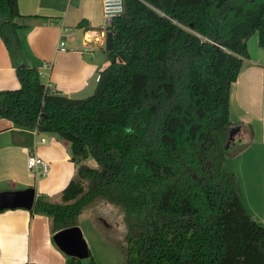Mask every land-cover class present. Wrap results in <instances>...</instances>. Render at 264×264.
I'll return each instance as SVG.
<instances>
[{
  "label": "trees",
  "instance_id": "obj_1",
  "mask_svg": "<svg viewBox=\"0 0 264 264\" xmlns=\"http://www.w3.org/2000/svg\"><path fill=\"white\" fill-rule=\"evenodd\" d=\"M124 2L108 27V64L93 94L77 98L53 92L38 65L20 66L19 0H0V36L21 83L0 90V118L57 134L76 164L59 197L40 194L32 212L55 234L99 199L119 207L124 264H264V223L224 165L247 145L232 146L231 89L247 40L257 33L264 48V0ZM67 264L98 262L90 252Z\"/></svg>",
  "mask_w": 264,
  "mask_h": 264
},
{
  "label": "crops",
  "instance_id": "obj_2",
  "mask_svg": "<svg viewBox=\"0 0 264 264\" xmlns=\"http://www.w3.org/2000/svg\"><path fill=\"white\" fill-rule=\"evenodd\" d=\"M54 1L63 6L19 0L21 16L17 22L23 25L19 35L24 59L20 66L38 65L43 82L53 92L82 97L95 90L99 72L108 64L106 41L111 23L104 16L103 0ZM254 35L247 40L250 57L244 59L230 98L231 121L234 126L240 125L239 136L231 134L232 146L237 148L247 142V147L228 155L225 161L232 160L227 168L235 173L239 187L243 176L249 194L257 193L254 186L260 177L264 193V48L253 39ZM20 86L16 60L0 36V90ZM30 154L48 161L45 175L36 176L30 171ZM247 155L250 159L243 167L241 163ZM75 173L68 141L55 133L19 127L0 118V192L34 187L36 198L40 194L57 198ZM259 204L262 209L257 214L248 209L264 223V199ZM50 224L48 216L30 209L2 210L0 264H67L68 255L54 242Z\"/></svg>",
  "mask_w": 264,
  "mask_h": 264
},
{
  "label": "rangeland",
  "instance_id": "obj_3",
  "mask_svg": "<svg viewBox=\"0 0 264 264\" xmlns=\"http://www.w3.org/2000/svg\"><path fill=\"white\" fill-rule=\"evenodd\" d=\"M253 37L255 41L259 40L257 33ZM102 53L103 57H105L106 51ZM93 92L94 90L84 93L81 95L82 97L78 98L90 96ZM236 134L239 136L240 133L237 132ZM248 159H250L249 155L243 158L241 163L243 167L248 165ZM89 162L93 165L96 164L93 159H90ZM230 163L232 164V160L227 159V162H224L225 167L229 168ZM241 178L240 187L238 186L239 196L244 205L257 214L262 209L259 201L264 199V193H262L260 188L262 177L257 180V184L254 186V190H258L255 194H249L243 176ZM79 223L93 258L98 264H124L126 226L123 212L119 207L110 204L106 200L99 199L91 207L85 209L80 216Z\"/></svg>",
  "mask_w": 264,
  "mask_h": 264
},
{
  "label": "water",
  "instance_id": "obj_4",
  "mask_svg": "<svg viewBox=\"0 0 264 264\" xmlns=\"http://www.w3.org/2000/svg\"><path fill=\"white\" fill-rule=\"evenodd\" d=\"M106 49L108 51L113 49V33L111 31L107 33ZM21 66L24 67L25 64L23 63ZM35 201L36 189L34 187L0 192V210L19 207L31 210L34 208ZM53 240L68 256L77 257L82 260H87L90 256L91 251L80 225L57 231L53 235Z\"/></svg>",
  "mask_w": 264,
  "mask_h": 264
},
{
  "label": "built area",
  "instance_id": "obj_5",
  "mask_svg": "<svg viewBox=\"0 0 264 264\" xmlns=\"http://www.w3.org/2000/svg\"><path fill=\"white\" fill-rule=\"evenodd\" d=\"M125 10V2L124 0H103V11H104V16L109 21L110 23L112 20L121 15ZM65 42H61L60 45L64 46ZM100 75H98V80H99ZM50 87V85H49ZM41 142H45V139L42 138ZM28 168L32 173L36 176H43L47 173L49 169V163L48 161H45L41 157H39L36 154H30L28 157Z\"/></svg>",
  "mask_w": 264,
  "mask_h": 264
}]
</instances>
